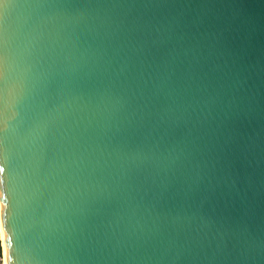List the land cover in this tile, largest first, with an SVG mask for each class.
Returning <instances> with one entry per match:
<instances>
[{
    "label": "water",
    "instance_id": "water-1",
    "mask_svg": "<svg viewBox=\"0 0 264 264\" xmlns=\"http://www.w3.org/2000/svg\"><path fill=\"white\" fill-rule=\"evenodd\" d=\"M7 264H264V0H0Z\"/></svg>",
    "mask_w": 264,
    "mask_h": 264
},
{
    "label": "rangeland",
    "instance_id": "rangeland-1",
    "mask_svg": "<svg viewBox=\"0 0 264 264\" xmlns=\"http://www.w3.org/2000/svg\"><path fill=\"white\" fill-rule=\"evenodd\" d=\"M1 220H0V264H5V254H4V247L2 241V232H1Z\"/></svg>",
    "mask_w": 264,
    "mask_h": 264
},
{
    "label": "bare ground",
    "instance_id": "bare-ground-1",
    "mask_svg": "<svg viewBox=\"0 0 264 264\" xmlns=\"http://www.w3.org/2000/svg\"><path fill=\"white\" fill-rule=\"evenodd\" d=\"M1 232H2V241H3V247L5 246L4 245V235H3V229H1ZM5 264H7V259L5 257Z\"/></svg>",
    "mask_w": 264,
    "mask_h": 264
},
{
    "label": "built area",
    "instance_id": "built-area-1",
    "mask_svg": "<svg viewBox=\"0 0 264 264\" xmlns=\"http://www.w3.org/2000/svg\"><path fill=\"white\" fill-rule=\"evenodd\" d=\"M2 239V238H1ZM3 243V242H2Z\"/></svg>",
    "mask_w": 264,
    "mask_h": 264
}]
</instances>
